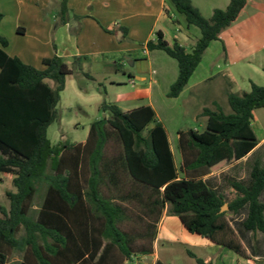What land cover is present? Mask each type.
I'll return each mask as SVG.
<instances>
[{"label": "trees", "instance_id": "obj_1", "mask_svg": "<svg viewBox=\"0 0 264 264\" xmlns=\"http://www.w3.org/2000/svg\"><path fill=\"white\" fill-rule=\"evenodd\" d=\"M168 1L187 25L199 29L189 51L175 39L167 42L160 30L146 42V49L163 50L176 61L177 75L166 93L176 97L209 43L239 18L247 0H229L209 17L191 0ZM66 13V0H60L58 23L66 22ZM2 16L0 12V21ZM7 45L0 35V173L10 174L14 187L5 191L8 207L0 205V264H9L14 252L21 257L10 264H133L132 254L152 253L165 204L188 232L250 259L226 215L245 206L242 228L264 234V167L253 163L248 185L230 181L236 192L230 200L201 176L235 162L257 144L251 121L253 111L264 107V86L251 81L248 91L227 92L229 112L219 105L204 107L202 130L178 131L181 162L176 166L166 129L150 105L123 110L103 100L102 115L90 122L84 142L52 143L46 130L59 119L56 104L66 76L81 72L91 78L82 71L85 56H73L68 63L53 54L37 68L7 54ZM124 175L133 190H122V198L142 195L143 214L133 213L138 216L134 223L125 222L131 217L129 209L104 190V185H126ZM41 191L33 218L29 213ZM225 202L227 210L221 211ZM186 253L196 264H209L189 249Z\"/></svg>", "mask_w": 264, "mask_h": 264}, {"label": "crops", "instance_id": "obj_2", "mask_svg": "<svg viewBox=\"0 0 264 264\" xmlns=\"http://www.w3.org/2000/svg\"><path fill=\"white\" fill-rule=\"evenodd\" d=\"M55 2L60 4V0H0V12L3 14L0 21V35L4 37L5 34L2 31V25L5 24L7 15L6 12H4L2 5L12 3V19L9 21L10 26H12V29H10V31H12V52H6L7 54L17 56L22 62L33 65L37 68L42 67L41 61L43 58L50 57L53 54L63 57L68 63L71 62L73 56H85V59H83V66L85 63L89 64L95 62L102 67H110L115 64L123 63L122 59L133 62L137 46L141 47L143 52L149 53L150 50L146 49V42L154 39V32L156 30H160L163 33L164 39L167 42L171 43L172 40L175 39L184 47L185 44L193 45L195 40L199 37L196 36L194 29L187 24L186 27L183 28L184 32H181V27H183L182 22L184 20L182 21L180 19L178 15L179 12L177 13L174 6L168 0H66L67 19L64 23H58V9L56 10L54 8V10L52 9V11H48L50 5L53 7L55 6ZM228 2L229 0H191V3L204 17H209L214 8L224 9ZM54 20L57 21L55 25ZM166 20L167 22H171L178 26L176 34L175 36H171V40L168 37V32L163 23V21ZM216 40H212L209 43L204 50V54L211 43ZM200 63L201 62L196 66L182 91L175 98L183 96L184 92L194 85H200L210 79L211 76H209V74L196 75ZM173 73V78H171L172 80L168 85H170L176 78L177 70ZM72 75L76 74H70L66 76V78ZM194 76L195 78L193 80L192 78ZM135 78L138 80L145 79V77L141 76H136ZM130 83L135 88L134 98L144 102L142 104H136L130 108L117 105L123 110H129L140 105H150L153 108L157 119L162 122L166 129L174 162L176 166H179L181 162L180 150L176 144L179 151V157H177L176 151L169 138L167 125L158 112L157 106L159 100L156 98V78L152 77L150 74L147 84H136L133 79H130ZM66 84L67 79H65V86ZM154 97L156 98L155 101ZM100 103L101 102L97 103L98 107ZM204 107L200 108L195 115V117H200L202 119L200 127H204L206 120V117L202 115ZM147 127H151V124ZM188 128H176L175 135L177 141L178 131L186 130ZM193 129L199 130L197 128ZM85 139L73 142H84ZM263 143L264 136L258 139L257 144L244 156L215 172H210L201 176L202 180L206 181L210 187L224 194L228 200L232 199L236 192L231 187L230 181H240L245 185H248L250 184L249 173L253 163L258 161L259 164L264 167V153L257 152ZM123 181L126 185H121L120 187L104 185V190L112 201L129 209L128 213L131 217L125 222L134 223L138 221V216L134 217L133 213H135V215L143 214L141 210L142 207L140 209L139 205L142 195H140L139 199L122 198V190H124L125 194L128 190H133L128 188V177L126 175H124ZM8 190L12 191L14 189ZM43 192L44 191H41V195L39 196V204L41 198H43ZM260 200L264 203V189L260 193ZM246 213L247 210L244 206L237 213H227L229 215H226L227 220L238 236L239 233L241 235L247 233L246 231H243L244 229L241 226V221L245 218ZM167 221L175 223L176 225L178 224V235L180 233L184 236L185 232H188L182 226L179 218L176 217V215L169 213L168 204H165V207L156 222V236L152 244L153 251L150 253L154 255L151 264L156 260H161L158 247V245L160 246L162 244L160 243L161 239L169 244L179 242V238L175 239L167 236L160 238L163 233V224ZM188 233L192 234V238L186 237L187 240H183V243L189 247L210 248V252H207L203 258L201 257L204 262L209 264H222L223 260L220 258L223 255H227L228 258L232 257L229 254V250L225 251V248L210 242L208 239L198 234ZM198 237L202 239H199ZM254 248L257 249L252 252L247 251L250 259H244L238 256L237 263L260 259L264 256V247ZM150 254H132L131 262L134 264L133 261L135 258L146 257ZM213 255H215L214 258H212ZM125 263H127V261H125Z\"/></svg>", "mask_w": 264, "mask_h": 264}, {"label": "rangeland", "instance_id": "obj_3", "mask_svg": "<svg viewBox=\"0 0 264 264\" xmlns=\"http://www.w3.org/2000/svg\"><path fill=\"white\" fill-rule=\"evenodd\" d=\"M2 8L7 15V20L2 25V31L8 40V46L4 50L11 53L12 31L10 29L12 26L9 21L12 19V3L2 5ZM54 8L59 10V3L55 2L54 7L50 5L48 11L50 12ZM178 15L182 21L184 20L183 27H181V32H184L183 28L186 27L184 16L181 13ZM56 22L54 20V25ZM163 23L169 39L171 36H175L178 26L167 22V20ZM190 26L194 29L196 36H199L198 28L194 25ZM191 47L192 45L185 44L186 50L189 51ZM122 62L119 68H116L115 65L102 67L95 62L85 63L82 71L91 75V78L81 72L67 77V84L60 92V98L56 104L59 119L47 127V137L52 143L59 140L81 141L85 139L90 122L102 115L97 106L98 102L104 100L127 108L142 104L144 101L134 98L135 88L130 83V79H133L136 84H147L151 74L156 78L157 83L156 98L159 103L156 106L158 112L167 125L169 138L177 157H179L175 135L177 127L182 129L192 127L202 130L203 127H200L202 119L195 117L200 108L204 106L214 108L215 105H219L224 112H229L227 92L240 94L248 91L251 81L264 86V72L262 71V67H264V0H247V5L239 18L219 32L218 39L211 43L205 54L203 53L196 72V75L209 74L210 79L200 85H194L179 98L168 97L166 94L169 88L168 84L175 74L173 72L177 70V65L175 60L163 50H150L147 53L137 46L134 61L122 59ZM136 76L145 77V79L138 80L135 78ZM194 78L195 76L192 79L194 80ZM156 98L154 97V101ZM251 122L257 139H260L264 136V107L253 111ZM257 152L264 153V143ZM0 174V205L7 208L9 202L5 191L14 189V187L10 174ZM38 206L39 196L35 197L29 213L33 218ZM225 210L227 208L223 209V211ZM162 230L160 238L163 236L179 238V242L173 244L160 240L162 244L158 245L159 256L164 264H196L194 258L190 257L185 249H189L202 258L207 252H210L208 247H189L183 243V240H187L186 237L192 238V234L185 232L184 236L180 233L178 235V224L167 221L163 224ZM246 232L244 235L239 233V238L247 251L256 250L257 248L254 247H264V234ZM21 233L22 231L18 233V236ZM225 251L227 250L225 249ZM229 254L232 256L231 258H228L227 255L220 258L223 260L222 264H237L238 255L232 251ZM20 257L21 253L14 252L9 256L8 263L17 261ZM153 257L154 255L150 254L146 257L135 258L133 262L134 264H151ZM214 257L215 255L212 258ZM252 262L253 264H264V256L260 259H253Z\"/></svg>", "mask_w": 264, "mask_h": 264}, {"label": "water", "instance_id": "obj_4", "mask_svg": "<svg viewBox=\"0 0 264 264\" xmlns=\"http://www.w3.org/2000/svg\"><path fill=\"white\" fill-rule=\"evenodd\" d=\"M224 208H227V203H223V205L221 206L220 210L223 211Z\"/></svg>", "mask_w": 264, "mask_h": 264}, {"label": "built area", "instance_id": "obj_5", "mask_svg": "<svg viewBox=\"0 0 264 264\" xmlns=\"http://www.w3.org/2000/svg\"><path fill=\"white\" fill-rule=\"evenodd\" d=\"M239 264H253V262L252 261H246V262H242V263H239Z\"/></svg>", "mask_w": 264, "mask_h": 264}]
</instances>
